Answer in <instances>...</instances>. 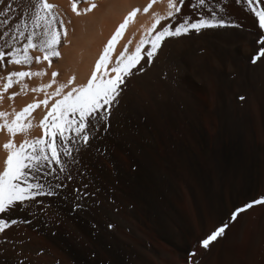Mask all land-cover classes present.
Returning <instances> with one entry per match:
<instances>
[{
    "label": "bare ground",
    "instance_id": "6f19581e",
    "mask_svg": "<svg viewBox=\"0 0 264 264\" xmlns=\"http://www.w3.org/2000/svg\"><path fill=\"white\" fill-rule=\"evenodd\" d=\"M6 2L16 7L36 0ZM173 2L178 4V0ZM251 2L264 5V0ZM74 3L76 12L72 6L71 9L61 6L55 8L59 14L54 13L57 25L62 21L66 29V35L62 32L63 36L60 35V42L56 45L63 68L52 69L48 65L46 69L45 63L42 62V67L33 61L10 65L6 63L7 57L3 58L5 63H0V112L7 114L0 117V170L6 157L2 145L8 139L19 146L26 139L39 138L42 135L39 121L57 97L49 100L47 106L40 105L25 116L23 123L31 125L26 131L10 135L3 127L5 121L11 123L16 112L29 103L51 96L58 86L64 85L62 93H66L72 87L86 84L104 45L130 11L139 10L115 43L107 68L115 65L116 56L125 50V46L128 54L135 50L141 36L148 35L146 29L153 22L154 14L166 16L168 11V0H155L147 13L143 9L149 0H74ZM234 3L236 0H207L201 7L198 0H184V4L179 5L181 11L174 15L181 17L186 13L182 18L198 19L205 14L212 15L215 9L217 19L222 18L227 25H236L237 13L231 9ZM238 4L254 28L245 30L236 25L223 35L234 40L233 47L226 52L235 71L246 64L249 52H255L256 56L264 47V33L256 27L259 26L258 19L247 3ZM89 8L91 10L86 11ZM3 19L0 17V36L9 30ZM160 28L158 24L157 29ZM22 40L19 36L15 39L4 37L0 39V50L22 48L26 42ZM34 43L39 45V40ZM143 52L144 45L138 63L130 69L129 75L124 76L125 79L131 77L139 82L145 78L144 71L138 70L142 68ZM220 60H223L221 55ZM250 70L251 86L264 118V57L250 65ZM12 71L44 74L20 79L12 77L11 86L5 90L6 78ZM52 72L58 75L53 78ZM193 73L183 74L185 77L178 93L187 110L181 111L175 100L172 107L158 100L156 107L142 110L120 130L110 127L98 133L91 132L87 145L79 141L71 143L70 140L71 155L60 156L65 171L54 170L62 185L59 188L52 175L34 174L46 189L51 185L55 192L51 197L40 198L54 211L56 221L45 218L35 204L30 211L26 210L28 205L25 204L24 208L0 213V219L20 215L23 222L27 221L24 228L28 229H21L20 234L23 237L36 236L43 243L35 251L48 264H264V229H253L248 237H243L242 231L236 233L231 229V213L261 198L264 192L256 195L254 183L247 181L244 170L246 163L256 164L264 158V144L253 138L245 139L242 164L237 159L233 169L222 173L223 162L228 161L225 152V148L228 149L225 144L227 136L224 135H250L254 126L252 112L246 105L247 93L242 91L235 77L228 78L220 62L209 65L202 57L195 74L210 75L216 83V101L210 113L206 108V89L199 85L198 75ZM70 78L71 85L68 84ZM46 84L51 86L42 88ZM37 87H41V91H33ZM153 98L156 97L153 95ZM69 174L72 180L66 179ZM184 203L190 205L199 218L209 216L210 227L193 229L182 208ZM109 224L112 228L108 227ZM222 225H227L223 234L203 247L201 241ZM11 231L15 230L6 229L0 233V264H6L9 256L12 238L8 236ZM237 239L242 243L240 249L234 246Z\"/></svg>",
    "mask_w": 264,
    "mask_h": 264
},
{
    "label": "snow or ice",
    "instance_id": "6c2138e0",
    "mask_svg": "<svg viewBox=\"0 0 264 264\" xmlns=\"http://www.w3.org/2000/svg\"><path fill=\"white\" fill-rule=\"evenodd\" d=\"M155 0H149V4L144 7L143 11L148 12L149 8ZM219 2V0H217ZM237 3L245 2L248 5L251 13L258 19L260 29H264V10L251 2V0H236ZM207 0H198V4L203 7ZM184 0H178V4L173 0H168L167 14L161 16L154 14V19L151 25L146 29L147 36L142 35L135 50L127 53V46L115 58V65L107 68L114 45L121 37L123 30L128 25L130 19L135 17L138 9L130 11L123 19V21L116 27L115 31L104 45L99 58L95 62L87 83L78 87H72L66 93H62L64 85L56 87L51 96H46L45 99L29 103L19 112L14 114L11 123L5 121L3 127L12 135L18 131H26L30 124L23 123L27 114L36 109L40 105H48L49 100L57 97L47 108L44 117L39 121V127L42 129V135L39 138L32 140H24L19 146L13 143L12 139H8L2 147L6 150V157L3 160V169L0 170V213H5L11 209L24 208L28 205L30 211L33 204L39 205V211H44L47 205L43 201L37 200L41 196H53L55 192L52 186L49 185L47 189L45 184L41 183L35 173H41L44 176L52 175L57 179L56 187L62 185L55 176V169L63 173L65 171V164L60 159L61 154L64 156L71 155V143L79 141L84 145L90 142V130L95 129L99 124L102 127L106 119V114L109 109L116 102L120 94V85L124 83V76L130 74V69L134 67L141 54V48L145 43H150V50H147V61L151 62L156 50L160 47L162 40L165 37H176L182 34H187L189 30L200 32L201 29L206 28H224L229 25L221 19H217L215 9L212 10V15H202L201 18L194 22L184 20L174 26L171 30L168 26L162 25L157 29V25L161 20H166L172 17L174 13H179ZM192 6V5H189ZM55 5L47 2V0H36L35 3H29L14 7L6 0H0V17H3V24L8 27L0 39L12 36L15 39L17 36L23 38L26 42L21 47L11 48L7 51L0 50V63H5L4 57H7V64L20 65L29 64L32 57L29 55L30 49H36L43 53V59L50 61L51 57H58L60 53L56 50V45L60 42L61 33H65L66 29L61 21L57 25L56 16L54 15ZM94 7V5L92 6ZM194 7V6H193ZM73 12L77 11L76 4H72ZM91 9H86L90 11ZM78 14V13H77ZM14 25V26H13ZM236 26V25H231ZM155 30V31H154ZM42 33V38H41ZM34 40H39V45L34 43ZM264 57V47L260 49L256 56L252 57L253 63L257 59ZM36 63H40L41 57H35ZM143 71V68L138 69ZM109 72L111 75H109ZM42 72H28V71H12L8 73L7 82L4 84V89L7 90L12 83V77L17 79L23 77H31L32 75H43ZM52 77L55 78L58 74L52 72ZM68 84H72V79L68 80ZM50 84L43 85L42 88L47 89ZM33 91H41V87L34 88ZM15 95V93H13ZM12 97L10 96L9 99ZM243 99V98H241ZM6 113L0 112V117L6 116ZM66 133H72L71 138ZM94 138V137H91ZM59 142V147L57 146ZM66 179L72 180L73 177L69 174ZM36 180V182H31ZM85 188L87 185L84 186ZM73 191H78L73 189ZM87 195V193H85ZM253 203H264V197ZM251 205H245L250 207ZM243 209H236L231 213V218L235 219L238 212ZM27 223V221H24ZM17 220L12 219L10 224L6 219H0V233L5 232L11 225H15ZM112 228V225H108ZM227 225L217 227L214 231L201 241L203 247H207L209 242L216 239L217 236L222 235L224 228Z\"/></svg>",
    "mask_w": 264,
    "mask_h": 264
},
{
    "label": "rangeland",
    "instance_id": "374dc122",
    "mask_svg": "<svg viewBox=\"0 0 264 264\" xmlns=\"http://www.w3.org/2000/svg\"><path fill=\"white\" fill-rule=\"evenodd\" d=\"M47 2L54 4L57 9H59L61 6V8L68 6L71 9L72 5L70 3H74V0H47ZM237 4L238 3L231 4V9H233L237 13V17L234 18V23L245 30L254 28V24L248 19L247 16H245L240 4ZM57 9H54L55 15L59 14L57 12ZM184 15L187 14L185 13ZM178 16L179 15H173L172 17H168L166 20L160 22L159 26L161 27L162 25H166L171 30H174V26L183 21L181 20L182 16ZM185 19L192 22L196 20V18L192 19L191 17L189 19L187 18V16ZM237 26L233 27L229 25L224 28H206L201 29L200 32L189 30L187 34H182L176 37H165L162 40L160 47L153 55L151 62L147 61V50H150V43H145L142 58V68L145 73V78L142 81L138 82L131 77H128L127 79H125L124 77V83L119 86V97L109 109V113L106 114V119L104 121L105 126L102 127L101 125L97 124L95 129L90 130V133H98L102 129L108 130L110 127L112 129L120 130L126 125V123L131 122V120L137 118L142 110L148 107H156L157 102L162 100L171 107L173 101L175 100L179 102L181 111L187 110V105H184L183 103L184 99L180 98L178 95V93L180 94L181 92L180 88L182 87L181 85L185 77L183 76V74L185 75L189 72H194L193 74H195L198 67V62L202 59V57H205L209 65H213L216 61L220 62V65L227 73L228 78L232 79L233 77H235L241 84L242 91H245L247 93L248 98L246 101V105L252 112L254 126L250 135H224V137L227 136L225 138V144L226 147L228 146V149L225 148V152L228 161L225 160V162H223V175L226 174L227 170H229L230 168L233 169L234 166L237 165V163L235 162L237 161V159H239L240 163L242 164V159L244 158L242 144L245 139L253 138L257 142L264 144V118L255 97V90L251 86L250 65L253 64L252 57L255 55V52H249L248 56L246 55V64H244L238 71L234 70L233 66L230 64V58H228L229 54L227 52L230 51L233 47L234 40L225 38L223 37V35L227 30L235 28ZM256 27L259 26L257 25ZM262 32L264 33L263 29ZM61 36H63V34ZM61 45H64V43ZM29 53L30 55L33 54L31 55V57L33 58L32 61L34 62V64H36L35 57L40 56L41 61L40 63H37L38 65L40 64V66L42 65L43 67V63H45L46 65L44 64V67H46V69L48 65V67L52 69H57V67L61 68V66L63 68V65L59 62L58 57L57 59L56 57H52V60L50 58V61H45L43 59V53L39 50V47H37L36 49H30ZM220 55L222 56L223 60H220ZM197 75L198 74H195V76ZM207 77H210V79ZM196 80L198 81L199 85H202L206 89V92L208 94V102L206 108L211 113L214 109L217 95L216 83L214 81V78L210 75H198ZM153 95L157 99L153 98ZM152 98L154 100H152ZM66 134L70 136V134L72 133ZM57 146L59 147V142H57ZM244 163L246 162H244L243 160V166ZM252 164L253 162L249 165H247L246 163V167L244 166V170L247 174V181L254 183V189L257 195L261 191H264V158L261 161L259 160L258 163L253 165ZM257 172L259 173V175ZM261 194L262 197H264V192ZM259 199L260 198H258L257 200ZM37 200L43 201L40 197H38ZM44 204L47 205V207L44 211L41 212L42 215L51 221H56L54 211L51 210V207L48 204H46L45 202ZM250 205V207L240 208L243 209V211L238 212L236 218L232 219L231 223V229H235L236 233L242 231L243 237H248L253 229H264V203H251ZM38 208H40L39 205ZM182 208L186 212L193 226V229H208L210 227L212 221L210 220L209 216H203L202 218H199L195 210L190 205L187 206L186 203L182 205ZM12 219L17 220V223L15 225H11L9 228L15 231H11L12 233H10L8 236L12 238V241H14H11V247L9 248V256L6 264H23L26 262L48 264L46 260L43 259V257L39 254V252L35 251V249L43 245V243L36 236L23 237L20 234L21 229H28L24 228L26 226H24L25 224L20 215L11 217L6 221L10 224ZM240 242L239 239L234 242V246L237 249H240L242 246V243ZM23 244L25 245V248L23 247ZM37 256H39L40 258H38Z\"/></svg>",
    "mask_w": 264,
    "mask_h": 264
}]
</instances>
